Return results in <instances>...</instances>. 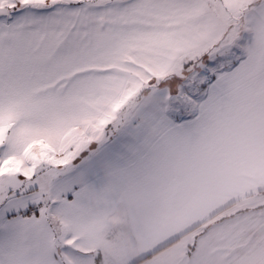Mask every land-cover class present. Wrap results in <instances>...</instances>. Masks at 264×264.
<instances>
[{
	"label": "snow or ice",
	"instance_id": "1",
	"mask_svg": "<svg viewBox=\"0 0 264 264\" xmlns=\"http://www.w3.org/2000/svg\"><path fill=\"white\" fill-rule=\"evenodd\" d=\"M0 264H264V0H0Z\"/></svg>",
	"mask_w": 264,
	"mask_h": 264
}]
</instances>
